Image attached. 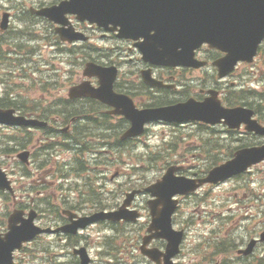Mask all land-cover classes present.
<instances>
[{"label":"rangeland","instance_id":"1","mask_svg":"<svg viewBox=\"0 0 264 264\" xmlns=\"http://www.w3.org/2000/svg\"><path fill=\"white\" fill-rule=\"evenodd\" d=\"M59 1L0 0V17L5 11L11 13L9 28L6 31H0V105L3 107L11 106L4 102L6 98V101L10 99L17 102L19 109L25 107L23 110L25 114L31 111L33 104H36L40 112L44 106L66 97L69 88L80 85L82 82L91 86L88 79L93 78L92 74L85 73L89 61L95 65L91 66L101 67L107 72H110V68L121 69L126 79L121 82L120 90L125 93L131 92L137 99H144L147 94L152 93L153 100H148L153 101L151 106L174 103L188 97L202 98L209 89L218 91L219 96L220 92L224 90L230 92L229 89L234 88L233 95L229 94L230 106L242 105L253 108L259 104L260 98H264V73L259 72L264 68V64H261L263 59L261 56H258L252 64L237 66L230 81H222L223 78L217 77L216 69H211L210 66L205 71L187 72L183 78L186 84L183 86L184 94L144 88L139 77L141 75L145 79L143 73L151 69L153 64L142 61L141 53L132 43L118 39L113 34L102 36L90 27L77 24H75L77 29L81 28L80 31L90 36L89 44L79 41L67 43L60 39L52 22L28 12L30 8L49 6ZM69 35L73 37L72 34L69 33ZM18 44L19 48L16 46ZM84 46L87 49L81 48ZM99 46L105 47V50L102 52ZM177 49L181 50L180 47ZM85 53L89 56H84ZM200 56L210 61L213 58V52L202 48ZM209 69H211L210 73H208ZM155 70L156 77L161 75L165 78L169 77L170 73H165L163 68L157 67ZM171 84L173 83L169 82L168 85ZM256 99L258 102L255 101ZM80 106L79 110L90 114L101 111L106 115L103 119L104 125L82 122L79 117L74 121L78 124L71 126L70 133L73 131L75 133L76 130L79 132L78 138L81 136L79 134L83 133L85 141L98 150L97 153L87 155L90 157L91 167H85L87 170H84L81 177H78L69 166H64L62 170L53 174L51 170L47 172L42 170L40 173L47 177L46 182L43 183L36 171L41 159L50 158L53 161H61L62 164H72L75 153L79 152L81 158V147L74 148L69 145V148H66L54 145L44 151L38 145L42 139L39 131L32 128L23 130L19 127L0 125V164L13 181L16 194L23 195L15 202L24 204L30 193L26 190L29 184H32L35 193L38 190L43 193L37 195V200L30 205V208H40L38 209L40 216L36 223L44 227H54L58 216V212L54 209L57 207L68 208L67 206L76 205L78 211L86 213L83 214L86 216L98 211L118 210L127 193L139 192L130 205L135 209L139 208L143 213L138 223H122L108 232L104 231L103 225H93L85 230L84 238L79 241V246L85 244L91 264H153L140 253L138 248L141 237L145 233L146 220L149 218L146 206L149 194L145 188L160 178L171 164L180 166L177 171L179 175L189 177L193 176L191 170L200 166L202 168H197L201 171L196 173V178H206L213 167L224 159L230 158L243 141L237 142L234 134L227 135L221 128H218V132L215 133L205 127L206 124L191 122L173 126L151 122L135 140L116 146L120 134L132 126L130 122L120 113H114L112 107L107 104L99 106L83 103ZM243 107L237 108L247 111ZM136 127H138L137 123ZM98 135L101 136L97 137ZM53 139H57L56 135ZM23 146L32 150L30 159L32 165L28 167V170L24 169L25 166L16 159V154L22 150ZM111 148L117 156L113 153L107 154ZM25 173L27 175L23 176ZM197 179L182 182L181 186L187 187L192 184V181L199 185ZM235 182L239 185L240 182L246 183V186L252 185L253 188L249 189L248 195L250 205L260 207L261 200L264 205V195L261 196L257 190L261 184L259 178L255 176L244 177L240 182L228 181L211 190L209 187H203L198 194L183 199L173 222L175 228L179 229L183 226L187 233L182 252L176 259L179 264H197L202 261H217L222 264H264V245L256 248L255 259L250 261L238 259L236 253L231 251L232 245L235 247L238 244H246L249 235L252 234L253 238H256L264 225L259 223L260 220H264V217L257 221L245 217L242 219L243 214L237 213V205L243 206V198L247 196L244 194L241 196L243 188L230 192L229 186L234 185ZM240 186L244 187V185ZM235 192L239 194L237 197ZM61 194L63 195L60 199ZM50 199L53 201L50 206L53 207L45 205L44 200L50 202ZM62 201H65V205ZM3 202L8 206L5 207ZM13 208V199L0 193V218L2 214L4 215L0 226L4 225L5 217ZM229 210L233 214L231 219L235 222L242 219L245 222L242 228L236 229L235 226L228 237L222 225L214 233L220 237L219 239L226 240L228 243V251L220 252L217 246L218 240L208 237V231L215 220L222 219L224 226L233 223L229 218L223 219L228 217ZM59 236L57 240L50 234L40 236L18 257L21 256L23 264H71V260L75 261L71 247L73 241L60 239ZM157 246H162V243L158 242ZM66 252H69L67 256ZM48 253L52 259H49Z\"/></svg>","mask_w":264,"mask_h":264},{"label":"water","instance_id":"2","mask_svg":"<svg viewBox=\"0 0 264 264\" xmlns=\"http://www.w3.org/2000/svg\"><path fill=\"white\" fill-rule=\"evenodd\" d=\"M37 14L47 16L57 23L66 24L65 15L67 13L76 14L80 20L87 19L91 23L108 28V24L113 27L120 25L124 35H143L148 39L160 40L164 45L163 51L149 53L146 47L151 45L150 41L141 44L143 54L151 62H162L164 59H177L185 61L187 55H193V49L203 42H208L211 46L227 51L228 55L221 59L218 67L224 71L238 56L242 54L255 53L256 47L264 36V0H62L58 5L43 8L36 11ZM154 30V34L150 31ZM62 38H68L66 33H62ZM180 47L181 51H177ZM180 53V54H179ZM91 73H97L89 71ZM114 72H112L111 80ZM79 87L73 88L71 97L93 96L104 98L100 93L101 88L93 89ZM239 109H225L219 106V102L214 98L202 103L187 101L175 107L146 111L147 115L142 121L148 119H166L168 121L202 120L207 123H216L221 118H225L229 126H236L241 121H247L248 115L237 114ZM13 110L0 109V122L41 125L37 120H25L22 117L13 116ZM143 112L142 114H146ZM142 125V123H141ZM133 126L124 136L137 135L142 132V126ZM24 153L20 157L26 158ZM234 163L235 170L239 166ZM232 163H227L230 169ZM219 169L225 170L221 166ZM175 168H170L160 180L146 188L156 199L149 202L152 215V224L149 230H156L151 236L144 239V244L152 237L166 238L169 243L165 253V264H175L169 259L177 253V245L180 241V233H174L170 229V215L175 208V200L172 196L176 193H186L193 190V185L182 187L183 178L173 176ZM231 170V169H230ZM232 171L223 175H214V180L231 174ZM0 187L9 188L5 176L0 173ZM126 199L118 210L111 212H101L89 218H83L79 223L84 227L89 221L100 218L112 220H135L138 213L135 210H128L133 193L127 194ZM162 206V208H160ZM33 215L29 219L21 220L19 215L9 217L10 231L6 233L5 239H0V264L6 259L10 263L11 252L14 248L34 237L41 230L32 223ZM20 222V225L17 223ZM160 222L163 224L160 225ZM165 224L167 226H165ZM77 225H71L69 231L75 232ZM160 230V231H159ZM143 253L149 258L160 263V253L155 249L145 250ZM83 255V251L80 252Z\"/></svg>","mask_w":264,"mask_h":264},{"label":"flooded vegetation","instance_id":"3","mask_svg":"<svg viewBox=\"0 0 264 264\" xmlns=\"http://www.w3.org/2000/svg\"><path fill=\"white\" fill-rule=\"evenodd\" d=\"M158 78L163 79L164 75L158 76ZM259 101L260 102L258 104L257 110L255 111V114H256L259 122L264 126V98H260ZM229 132H230V134H234L235 132H239V137L240 138H244V139L249 140L248 143H247L248 145L264 144V136H259V135H256L254 133L247 132V131H244V130H238V131L229 130ZM254 138H255V140H252ZM72 236H77V235H72ZM73 246L74 245H72V247ZM66 254H69V253H66ZM72 254L74 255L73 258H74L75 261L71 260V264H80L78 257L73 253V251H72ZM89 262H91V259L89 260ZM16 264H21V263L17 260Z\"/></svg>","mask_w":264,"mask_h":264},{"label":"bare ground","instance_id":"4","mask_svg":"<svg viewBox=\"0 0 264 264\" xmlns=\"http://www.w3.org/2000/svg\"><path fill=\"white\" fill-rule=\"evenodd\" d=\"M12 3V2H11ZM22 16V15H21ZM28 33V32H27ZM24 37V36H23ZM149 41H150V43L152 44V45H154V46H158V47H160L161 49H163L164 48V45L161 43V42H158V41H160V40H155V39H153V38H151V39H148ZM42 43V42H41ZM53 49V48H52ZM150 53V52H149ZM62 71V70H61ZM21 110V109H20ZM18 138V137H17ZM12 141V140H11ZM10 148V147H9ZM90 156V155H89ZM95 159V158H94ZM11 170V169H10ZM13 170V169H12Z\"/></svg>","mask_w":264,"mask_h":264},{"label":"trees","instance_id":"5","mask_svg":"<svg viewBox=\"0 0 264 264\" xmlns=\"http://www.w3.org/2000/svg\"><path fill=\"white\" fill-rule=\"evenodd\" d=\"M44 116H46L45 114H43Z\"/></svg>","mask_w":264,"mask_h":264}]
</instances>
